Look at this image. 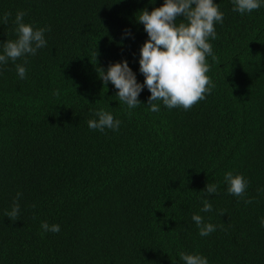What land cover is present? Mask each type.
Returning a JSON list of instances; mask_svg holds the SVG:
<instances>
[{"label":"trees","instance_id":"obj_1","mask_svg":"<svg viewBox=\"0 0 264 264\" xmlns=\"http://www.w3.org/2000/svg\"><path fill=\"white\" fill-rule=\"evenodd\" d=\"M215 3L224 13L210 41L216 59L207 57L215 87L188 110L161 103L152 113L146 88L129 111L98 68L126 59L143 83L148 37L136 16L163 0H0V15L12 13L0 43L16 38L17 11L50 29L46 48L16 61L26 79L11 61L0 67V264H183L181 251L264 264V7L240 15L231 0ZM100 109L118 131L88 128ZM229 171L249 180L245 196L228 194ZM213 183L216 194L202 192ZM202 199L211 212H200ZM194 214L216 231L201 237Z\"/></svg>","mask_w":264,"mask_h":264},{"label":"clouds","instance_id":"obj_2","mask_svg":"<svg viewBox=\"0 0 264 264\" xmlns=\"http://www.w3.org/2000/svg\"><path fill=\"white\" fill-rule=\"evenodd\" d=\"M150 2L154 3L155 0ZM231 2L232 11L240 15L250 14L264 7V0ZM26 14L25 11L16 12L12 20L16 38L0 43V67L7 65L9 61L16 64V72L21 80L26 79L27 69L16 61L24 60L27 63L28 56H35L39 50L46 48L48 41L45 34L50 31L47 27L38 28L25 23ZM11 18V12L0 15V25H7ZM136 21L143 25L148 37L139 51V72L144 76L143 83L138 82L136 73L125 59L110 64L106 71L98 68L103 84L107 86L111 83L118 90L115 96L129 111L143 104L139 96L145 88L151 93L147 106L152 113L161 111V103L169 110H188L204 100L206 94H210L215 87L207 75L210 71L207 57L216 59L210 41L217 39L216 25H222L224 21V13L219 4L215 0H163V5L151 12L147 9L140 11ZM124 35L125 38H134L130 30H126ZM87 123L90 130L102 133L106 130L116 132L121 125V121L112 112L104 109L96 111L94 118ZM224 182L228 194L238 198L245 196L249 187L246 177L231 171L225 173ZM217 191L218 185L213 183L207 184L202 192L213 195ZM21 196L20 192L16 194L11 210L5 213L10 220H15L20 215ZM251 202L245 200V203ZM202 204L200 212L208 213L213 210L207 199H202ZM191 219L201 237H208L216 231L217 226L205 223L200 214H194ZM260 223L264 227V218ZM40 227L43 232L61 231L59 224L42 222ZM178 255L183 264H209L208 258L200 253L181 251Z\"/></svg>","mask_w":264,"mask_h":264}]
</instances>
